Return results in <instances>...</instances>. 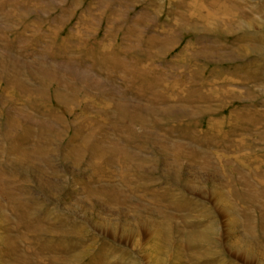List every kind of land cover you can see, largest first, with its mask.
Instances as JSON below:
<instances>
[{
	"label": "rangeland",
	"instance_id": "obj_1",
	"mask_svg": "<svg viewBox=\"0 0 264 264\" xmlns=\"http://www.w3.org/2000/svg\"><path fill=\"white\" fill-rule=\"evenodd\" d=\"M0 264H264V0H0Z\"/></svg>",
	"mask_w": 264,
	"mask_h": 264
}]
</instances>
